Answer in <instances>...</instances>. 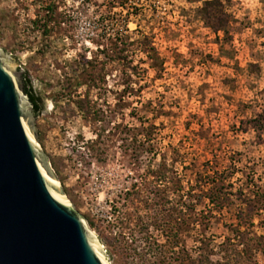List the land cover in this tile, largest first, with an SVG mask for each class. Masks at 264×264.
Instances as JSON below:
<instances>
[{"label":"rangeland","instance_id":"1","mask_svg":"<svg viewBox=\"0 0 264 264\" xmlns=\"http://www.w3.org/2000/svg\"><path fill=\"white\" fill-rule=\"evenodd\" d=\"M0 48L109 264H264V0H0Z\"/></svg>","mask_w":264,"mask_h":264},{"label":"water","instance_id":"2","mask_svg":"<svg viewBox=\"0 0 264 264\" xmlns=\"http://www.w3.org/2000/svg\"><path fill=\"white\" fill-rule=\"evenodd\" d=\"M23 76L0 48V264H109L61 190Z\"/></svg>","mask_w":264,"mask_h":264},{"label":"trees","instance_id":"3","mask_svg":"<svg viewBox=\"0 0 264 264\" xmlns=\"http://www.w3.org/2000/svg\"><path fill=\"white\" fill-rule=\"evenodd\" d=\"M23 81H24V91L27 94V96L29 97V100L31 101V104L33 107V112L36 116L40 110L38 97L30 91V88L28 86V79H26L25 76H23Z\"/></svg>","mask_w":264,"mask_h":264},{"label":"bare ground","instance_id":"4","mask_svg":"<svg viewBox=\"0 0 264 264\" xmlns=\"http://www.w3.org/2000/svg\"><path fill=\"white\" fill-rule=\"evenodd\" d=\"M95 237V236H94ZM96 238V237H95Z\"/></svg>","mask_w":264,"mask_h":264}]
</instances>
